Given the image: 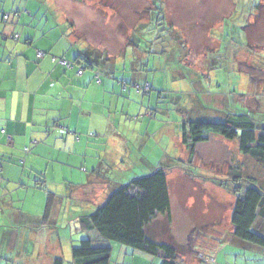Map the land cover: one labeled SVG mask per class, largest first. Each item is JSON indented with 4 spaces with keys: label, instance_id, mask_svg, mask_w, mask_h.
I'll return each mask as SVG.
<instances>
[{
    "label": "crops",
    "instance_id": "obj_1",
    "mask_svg": "<svg viewBox=\"0 0 264 264\" xmlns=\"http://www.w3.org/2000/svg\"><path fill=\"white\" fill-rule=\"evenodd\" d=\"M0 1L2 2H0V6L6 8L3 3L5 0ZM29 8L28 1L22 6L6 8L7 11H18V9L27 11L26 16L28 18L23 21L21 19L24 15L18 17V12H16L17 17L12 19V22L5 23L6 20L2 18L5 14L0 17V213L6 216L11 225L1 231L3 234L0 235V254H2L0 264H53L55 259H61L63 263L66 261L67 264H70L71 249L78 245L79 230L82 231L78 226V217L92 213L94 209L103 204L111 192L127 183L131 178L125 175L126 172L121 169H119L121 177H113L110 170L118 165H123L126 161L133 163L142 161L149 165V167L145 166L146 168L152 170L154 165L159 166L157 162L148 157L132 158L131 153L137 146L141 151L145 149L150 151L153 148L150 141L155 134H160L162 137L167 135L171 139L173 149L175 150V147L178 146L179 149L177 150L181 149L180 152L184 154L186 149L181 143V133L183 124L188 123L183 122L185 119L189 122H211V119L206 118L208 116L206 112L210 113V117L225 119L228 114L237 112L236 106L239 101L244 109L253 113L255 109H259V104L253 97L250 100L251 94H248L251 95L249 99H240V96L235 92L232 95L221 93V95L227 96L217 94L215 97L209 98V92L205 91L203 85L199 89H203L201 95L204 102L210 106L209 111L202 114L199 110L195 113V119L185 116L181 121L179 132H176L175 125H172L170 121L168 122L172 129L171 127L164 129L161 128L163 125H160L158 130L153 131L151 122L148 123L146 120L149 128L142 131L138 122L143 120L140 118L143 114L150 121L154 119L150 111L135 112L133 109L134 113L125 114L124 119L121 118V115L119 118L117 115H110L111 103L106 99V96H109L111 91V95L113 92L117 93L119 86L117 85L118 82L112 80L109 65L93 66L92 62L87 59L86 67H77L80 63L77 60L73 68L66 69L52 62L51 57L64 58L71 62L76 60L75 57L73 59L68 57L71 54L68 49L63 50L65 47L63 45L65 44L64 38L67 40L66 44H71V41L74 43L72 32L70 36L67 34V37H63V34L58 36L55 31H45L40 24L34 27L36 28L34 31H31V27L26 26L30 23L34 24L29 19L32 14H30ZM262 14H264V2L258 5L248 16L240 17L242 26L238 25L239 22H234L239 17H234L232 20L238 29L241 28L247 36L249 26L264 22ZM21 22L23 24H20ZM218 23L219 18L215 25H219ZM170 28L175 33L178 30L181 32L180 28L175 26L170 25ZM14 35H18L16 40L12 38ZM248 39V45L251 48L255 46L254 40L248 41ZM260 48L264 50V45ZM37 51L43 52L44 57L38 59L36 57ZM188 52V49L184 48L182 55L188 56ZM249 64L257 72L256 77L260 80L258 88L261 87L263 90L264 67L251 61ZM205 66L206 64L201 65L198 69L203 70ZM78 70L82 71L80 76L77 75ZM230 70L239 72L237 65L234 69L230 67ZM97 72H100L104 77L99 86L94 84V76ZM202 78V74L198 73L189 81L193 80L191 83L198 82L200 85ZM184 79L188 78L184 77ZM252 79L254 80L252 76L245 77L244 74L242 85L238 84L237 87H245L247 83V92H250L253 88V85L251 86ZM146 82L147 80L144 81V83ZM262 92L264 93V90ZM126 99L122 103L123 109L127 107ZM212 102L215 104V109L211 108ZM128 103H130V107L133 101L128 100ZM118 106L119 101L117 100L116 107ZM125 111L128 109L126 108ZM219 111L220 113H218ZM217 113L218 115H215ZM160 120L164 121L163 117L159 119V122ZM256 125V134L259 135L264 124ZM213 142L218 144L216 146L222 152L215 153V156L213 153L203 154L205 157L200 161L204 163L205 167L215 168L227 181H230V172L233 171L238 174L240 169L252 182L258 183L264 189V172L256 166L255 162L250 157L245 161H239L238 155L237 159L233 158L228 145L221 143L217 137L207 135L205 141L196 146L195 152H198V146L203 145H206L204 147L206 152L214 150L209 147ZM232 142L235 144L234 148H236L237 154L240 152L238 140ZM157 143L159 142L154 143L156 147H158ZM200 148L204 149L203 147ZM217 161L219 162L217 163ZM26 171L31 176L37 177L38 175L39 178H42L45 187L44 204L34 213H32L33 211L25 213L21 208H17L7 189L9 186L14 189L18 184H21ZM68 171L69 175L66 174ZM136 172L140 173L139 171ZM260 174L263 175V180L257 182L255 177H259ZM184 178L186 179V177ZM47 182H51L53 185L63 183V187L70 190L66 192L65 200L75 199L77 202L66 205L58 204L57 200L60 197L46 190ZM23 186L21 184L19 187ZM24 188L27 187L24 186ZM34 189L36 190V188ZM244 189H239L238 193H235V188L221 187L219 190L226 191L227 198L232 201L230 204H224L226 214L222 204L218 205V208L215 207L216 210H204L206 216L203 218V222L201 224L194 223L183 233H179L177 241L171 233L174 230L173 227H170L171 229L165 228L168 225L172 226V208H170L168 221L165 220L166 216H158L145 227V234L156 243L175 247L179 256L177 264H205L206 261L208 264L210 260H212L210 264H264V247L243 242L233 235L231 225L233 206L237 195H242ZM53 191L55 192V190ZM48 194L51 195V207L48 217L44 219L43 214ZM206 198L208 199V196ZM72 209L75 212L70 215ZM63 212L65 218L61 222H54V216ZM157 220H161L164 228L157 226L159 222ZM253 226L264 231L263 220L257 219ZM61 227L63 228L61 229ZM201 228L209 230L212 235L199 236L201 240L205 237L212 240L208 247L205 245L203 253L194 250V245H192L196 234H201L199 231ZM162 233L166 234L162 235ZM73 234L77 236L75 237ZM90 234L94 238L93 232ZM214 245L220 247H213ZM30 246L36 248L35 250L37 248L45 249V256H40L37 253L36 255L30 254ZM60 246L65 249V256L57 251H51V248H60ZM113 250H116L119 255L128 256L130 254L127 249L111 245L110 258ZM132 252L134 251L132 250ZM137 253L139 254H132L131 259L122 257V263L161 264L159 257H151L141 252Z\"/></svg>",
    "mask_w": 264,
    "mask_h": 264
},
{
    "label": "rangeland",
    "instance_id": "obj_2",
    "mask_svg": "<svg viewBox=\"0 0 264 264\" xmlns=\"http://www.w3.org/2000/svg\"><path fill=\"white\" fill-rule=\"evenodd\" d=\"M27 1L30 6L29 12L32 13L29 19L34 24L25 25L31 27V31H34L36 29L34 27L40 24L45 31H55L58 36L60 34H63V37L67 34L70 36L72 32L74 43L70 40L71 44H66L67 40L64 38L65 44L63 45L65 47L63 50H69L71 54L68 57L71 59L81 56L78 59L80 63L77 67H86L87 59L92 62L93 66L109 65L112 80L118 82L117 85L119 86L117 93L113 92L114 95H111V91L110 95L106 96V99L111 103V116L117 115L119 118L121 115V118L124 119L125 114L134 113L133 109L135 112L148 110L154 119L150 121L143 114L140 117L143 120L138 122L142 131L149 128V122L152 124L151 129L153 131L158 130L160 125H163L161 128L171 127L172 129L168 122L170 121L172 125H175L176 132H179L181 121L185 116L195 119V113L199 110L202 114L209 111L210 106L204 102L201 95L203 89H199L204 85L205 91L209 92V98H213L217 94L220 96L232 95L233 92L240 96V99H249V96L252 95L250 100L253 97L259 104V107L257 106L259 109H255L254 113L249 112L240 105L241 102L239 101L236 106V114L247 112L244 114L251 116L255 124H264V93L262 92L264 89L258 88L260 80L256 77L257 72L249 64L251 61L264 67V50L260 48L264 45V22L249 26L248 34L245 36L243 30L238 29L232 20L234 17H239L234 22H239L238 25L242 26L240 17L248 16L264 0H161L163 6H160V2L157 0H5L3 3L6 8H9L22 6ZM236 6L238 8H235ZM6 8L0 6V17L3 14L8 16L5 23L12 22L17 14L18 17L24 15L21 21L28 18L26 16L27 11L24 9L7 11ZM159 8H161L160 11ZM16 12L18 13L16 14ZM222 17L225 18L222 19ZM218 18L219 25L217 27L215 23ZM262 18H264V14H262ZM56 21L57 23H55ZM170 25L180 28L181 32L178 30L175 33L170 29ZM247 39L248 41L254 40L255 46L251 48ZM184 48L188 49V56L182 55ZM205 64L203 70L198 69L199 66ZM235 65L238 66V73L235 70H230V67L234 69ZM252 66L254 65L252 64ZM198 73L203 76L202 83L200 85L198 82L191 83L193 80L191 82L189 80ZM97 74L101 76V81L104 80L100 72ZM244 74L245 77L252 76L254 78L251 81L253 88L250 92H247V83H244L245 87H237L238 84L242 85ZM184 77L188 79H184ZM145 80H147L146 83H144ZM146 84L150 86L148 90L144 88ZM217 84L219 85L217 86ZM221 93L227 95H221ZM242 95L245 96L242 97ZM125 99L127 107L123 109L122 103ZM117 100L119 101L118 107H116ZM128 100L133 101L130 107ZM214 105L212 102V109H215ZM126 108L129 113L125 111ZM206 114H208L206 118L211 119V122L220 123L225 120L210 117L209 112ZM161 117L164 121L160 120L159 122ZM183 122L189 121L185 119ZM210 136L217 137L221 143L227 144L233 158L237 159L238 155L239 161L250 159L240 152L236 154L235 144L232 141H237V139L226 140L215 134H210ZM152 141L150 143L153 144V148L150 151L146 149L141 151L137 146L131 153V157L134 159L148 157L157 162L158 167L164 169L168 180L171 216L173 218L172 226L168 225L165 228L173 227L174 230L171 233L176 241L179 233H183L194 223L201 224L203 222V218L206 216L204 210H216L215 207L218 208V205L222 204L226 214L224 204H230L232 201L227 198L226 191L222 192L219 189L225 186L234 189L236 185H233L231 179L227 181L215 168H207L200 161L210 153H213V156L215 153H221V149L216 146L218 144L211 143L209 147L214 150L210 149V152L204 151L206 145L198 146V152H195L192 158L187 152L183 154L180 152L181 149L177 150L179 149L178 146L174 150L171 139L167 135L162 137L160 134H155ZM157 141L159 142L157 143L158 147L154 145ZM200 147L204 149L202 150ZM145 166L149 167L147 163L142 161L135 163L126 161L123 165L111 169L110 173L113 177H121L119 169L124 170L125 175L131 177L128 180L130 181L133 178L149 174L152 169ZM156 167L153 166V168ZM66 174L69 175V171ZM262 176L260 174L259 177H255L257 182L263 180ZM36 180H42V178H39L38 175L37 177L31 176L26 171L21 184L27 188L19 187L21 184H18L14 189L11 186L7 188L15 206L21 208L25 213L31 211L34 213L44 204L45 187L35 190L33 184ZM248 183L247 180L243 179L239 183L238 189L243 190L249 186ZM46 184L47 191L49 190V192L60 197L57 200L58 204L66 205L77 202L75 199L65 200L66 192L70 190L65 189L63 183L53 185V183L47 182ZM256 184L260 186L258 183ZM203 195L208 196V199ZM80 207H82L81 204ZM71 211L70 215L74 214L75 210L72 209ZM64 214V212L58 213L54 216L53 221L61 222L65 218ZM169 219L165 218L166 221ZM157 222V226L164 228L161 220H157ZM7 226H11L9 221L6 216L0 213V235L3 234L1 231ZM260 230L254 226L252 228L253 232H258L257 234H261L260 236L263 237L264 231ZM199 231L201 234H196V237L193 238L195 241L189 242L194 245V250L203 253L205 245L208 247L212 240L207 237L201 240L199 236L212 235L209 230H203V228ZM165 234L162 233V235ZM73 235L77 236L76 234ZM88 238L94 240L91 234L79 230L78 242ZM215 243L218 242L215 241ZM110 244L130 252L128 256H125V254L119 255L116 250H113L110 264H123L122 257L131 259L132 254H139L135 251L132 252L130 248L125 246ZM61 247L51 248V251H57L65 256V249ZM213 247L218 248L220 246L214 245ZM35 249L29 248V253L45 256V249ZM1 256L2 254H0V258ZM210 262L212 263V260ZM64 264L67 262L64 261Z\"/></svg>",
    "mask_w": 264,
    "mask_h": 264
},
{
    "label": "trees",
    "instance_id": "obj_3",
    "mask_svg": "<svg viewBox=\"0 0 264 264\" xmlns=\"http://www.w3.org/2000/svg\"><path fill=\"white\" fill-rule=\"evenodd\" d=\"M157 1L161 6V0ZM79 58H76L74 63ZM256 130L257 125L248 114H228L220 123H184L181 143L193 158L196 146L204 142L209 134L226 140L237 139L240 153L250 157L264 172V127L259 135ZM229 178L233 185H236L235 193H238L239 183L243 179L249 182L243 194L236 197L233 206L231 225L234 237L251 245L264 247V238L252 231L257 219L264 221L263 187L257 186L240 169L238 174L230 172ZM43 186L42 180H36L34 188L41 189ZM48 195L44 219L48 217L51 207V195ZM160 215L170 218V198L166 173L162 167H156L149 174L133 178L111 192L103 204L91 214L78 217L80 229L89 234L94 232V240H80L78 245L71 249L70 264H110V243L151 257H159L161 264H177L179 256L175 247L156 243L145 234V227ZM53 264L64 263L61 259H55Z\"/></svg>",
    "mask_w": 264,
    "mask_h": 264
},
{
    "label": "built area",
    "instance_id": "obj_4",
    "mask_svg": "<svg viewBox=\"0 0 264 264\" xmlns=\"http://www.w3.org/2000/svg\"><path fill=\"white\" fill-rule=\"evenodd\" d=\"M3 20H6V21H7V20H8V16H7V15H4V16H3ZM12 38L16 40V39L18 38V36H17V35H14ZM36 57H37L38 59H41V58L44 57V53L41 52V51H37ZM51 60H52V62L56 63L57 65H59V66H61V67H63V68H66V69H71V68L74 67V62L67 61V60H65L64 58L51 57ZM81 73H82L81 70H78V71H77V75H78V76H80ZM94 82H95L96 85H100V84H101V78H100V75L97 74V73H95V76H94ZM144 88H145L146 90H148V89L150 88V86L146 84V85L144 86Z\"/></svg>",
    "mask_w": 264,
    "mask_h": 264
}]
</instances>
